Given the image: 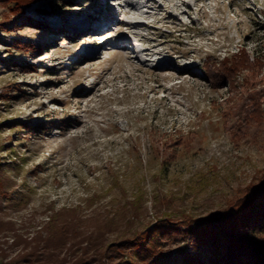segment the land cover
Masks as SVG:
<instances>
[{
    "label": "rangeland",
    "instance_id": "obj_1",
    "mask_svg": "<svg viewBox=\"0 0 264 264\" xmlns=\"http://www.w3.org/2000/svg\"><path fill=\"white\" fill-rule=\"evenodd\" d=\"M117 1L0 0V264L60 213L88 264H175L264 187V0Z\"/></svg>",
    "mask_w": 264,
    "mask_h": 264
},
{
    "label": "trees",
    "instance_id": "obj_2",
    "mask_svg": "<svg viewBox=\"0 0 264 264\" xmlns=\"http://www.w3.org/2000/svg\"><path fill=\"white\" fill-rule=\"evenodd\" d=\"M226 67L230 71L237 69L236 63ZM217 71L214 65L211 69L206 70L213 80L219 82L222 73L218 72V75ZM225 73L230 76L229 71ZM6 199L10 200L9 196ZM60 214L59 217L53 218L55 223L53 219H49L46 223L49 226L45 230V234L39 233L34 246H32L33 250L28 253L24 263L19 261V264L89 263L86 258V254L89 253L88 248H79V252L75 250L77 253L70 251L74 247L73 240L80 235L75 230H69V227H73L71 223L73 221H67ZM52 220L53 222H51ZM53 223L54 225L51 226ZM187 232L192 233V241L200 251L202 250V254L197 251L193 252L175 264H264V238L258 236L260 232H264V187L258 189V192L243 203L241 202L240 205H236L230 212L219 216L213 224L197 223ZM149 237L150 233H147L146 238L136 241V247H139ZM160 243L162 242H155L156 245ZM147 245L150 246L138 252L139 257L152 256L153 245L149 243ZM90 252L95 254L96 250L93 249ZM71 253L73 256L68 258ZM168 260L165 257L161 262L158 253L154 252L149 262L165 264Z\"/></svg>",
    "mask_w": 264,
    "mask_h": 264
},
{
    "label": "bare ground",
    "instance_id": "obj_3",
    "mask_svg": "<svg viewBox=\"0 0 264 264\" xmlns=\"http://www.w3.org/2000/svg\"><path fill=\"white\" fill-rule=\"evenodd\" d=\"M125 1V6L121 5L120 1H117L116 3L118 4V6L123 7L124 8V13L127 14L128 16H130L131 18H133L132 21H128L125 23V25L129 26L130 28L132 27H138V26H142L145 24V22H141L139 20H137L138 16L142 13L139 10V7L141 8V6H145V7H151L155 5V0H124ZM162 4L158 5L157 7H165V3L167 0H162ZM139 2H141L142 5L139 4ZM189 3H185V0H177L176 2L174 1V8L178 9L180 6H185L186 9H182L181 11H178L177 16L181 15V14H189L190 10H189ZM144 11V10H143ZM147 11V10H146ZM145 13V12H144ZM133 34L135 35V33L133 32ZM98 37V36H97ZM190 39L192 38V36H189ZM203 39H208L209 35H204L202 37ZM192 40V39H191ZM118 46L121 45H128L129 42L127 41L126 38H120L117 42ZM161 44V43H159ZM147 48H141L140 50L145 51ZM132 52L135 53V56L137 57V52L136 50L132 49ZM154 54H158V58L156 57L155 59H160V56L163 55L162 51H155ZM154 59V60H155ZM146 60V59H145ZM143 60V61H145ZM147 60H151V59H147ZM159 63L157 65H159L161 68H165L167 67V63L165 61L161 62V59L158 61ZM191 66L189 64H185V68L183 70H188V68H190ZM177 77V76H176ZM174 78V77H172Z\"/></svg>",
    "mask_w": 264,
    "mask_h": 264
}]
</instances>
